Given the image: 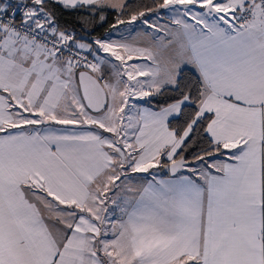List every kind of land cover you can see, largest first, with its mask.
I'll return each instance as SVG.
<instances>
[{
	"label": "snow or ice",
	"instance_id": "snow-or-ice-1",
	"mask_svg": "<svg viewBox=\"0 0 264 264\" xmlns=\"http://www.w3.org/2000/svg\"><path fill=\"white\" fill-rule=\"evenodd\" d=\"M0 264H264V0H0Z\"/></svg>",
	"mask_w": 264,
	"mask_h": 264
},
{
	"label": "trees",
	"instance_id": "trees-1",
	"mask_svg": "<svg viewBox=\"0 0 264 264\" xmlns=\"http://www.w3.org/2000/svg\"><path fill=\"white\" fill-rule=\"evenodd\" d=\"M137 3H145V4H150L152 2V0H136ZM107 26H105L106 28ZM105 29H100L98 32H97V35H100V34H103Z\"/></svg>",
	"mask_w": 264,
	"mask_h": 264
}]
</instances>
